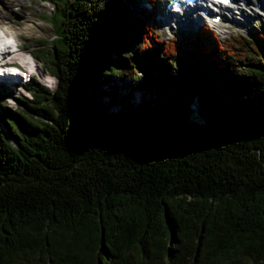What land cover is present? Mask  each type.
I'll return each instance as SVG.
<instances>
[{"label": "trees", "instance_id": "1", "mask_svg": "<svg viewBox=\"0 0 264 264\" xmlns=\"http://www.w3.org/2000/svg\"><path fill=\"white\" fill-rule=\"evenodd\" d=\"M53 3L55 87L0 104V264H264V24L169 47L152 7Z\"/></svg>", "mask_w": 264, "mask_h": 264}, {"label": "rangeland", "instance_id": "2", "mask_svg": "<svg viewBox=\"0 0 264 264\" xmlns=\"http://www.w3.org/2000/svg\"><path fill=\"white\" fill-rule=\"evenodd\" d=\"M53 1L55 0H52V2ZM131 1L135 2V5H132L130 10L135 13H139L140 11H149L152 7V4H149L146 0H138V2L137 0ZM152 1L153 3H156L155 5L157 6L161 4V11L163 12L162 14H165L167 8H169V4L167 3L169 0ZM52 2L51 0H0V25L2 26L0 27V30L4 33L10 32L11 36L12 34L16 35L12 36L14 39H11L20 47V50L17 51L19 54L16 52L18 54L16 55L17 58L20 59L21 55H24L28 62L29 60H32L33 66L28 68L32 69L33 67L35 74L31 80L49 90H53L56 85V81L55 79L53 80V77H49V74L43 68L42 61L36 57L34 50L42 49L44 51H49L50 53L54 51V41L57 39V37L54 28L49 21L54 13ZM259 13L260 14L249 15V18L246 21L245 19H241L244 24V32L231 29L222 33L216 27L214 28L219 33L216 30L212 31L216 38L221 42H226L228 40L233 41L234 37L239 36L246 38L250 42L253 39L254 32L261 30L262 24H264V10ZM158 19L159 17L157 16L155 22L157 24L156 29L162 40L165 41L174 38L177 35V27L175 26L173 31H169L168 29L163 28L162 25H158ZM159 22L161 23V21ZM187 32L189 31L186 29L184 34H182L183 37H185ZM168 45L169 47H173L174 43H168ZM236 52L237 54H240V52ZM24 79L17 78L15 80L16 84L14 85V88H12V85H9L8 82L0 83L1 105L4 104L6 107L17 112L24 110L23 104L31 100L30 94L25 90V88H21V85H19V82H23ZM25 80H27V78ZM125 90L128 91V89ZM110 91L111 90H108V92ZM119 93L122 95L126 92L119 91ZM110 97L111 95L108 94L106 99ZM139 100L137 102L136 100L131 99V102L129 103L131 105H136L140 103ZM256 118L258 121L259 117L257 116Z\"/></svg>", "mask_w": 264, "mask_h": 264}, {"label": "bare ground", "instance_id": "3", "mask_svg": "<svg viewBox=\"0 0 264 264\" xmlns=\"http://www.w3.org/2000/svg\"><path fill=\"white\" fill-rule=\"evenodd\" d=\"M235 1L236 2H235L234 5H230L229 8H226V9L223 10L224 13H225V11L228 12L227 15L224 14V16H225V22L220 23V25H212L213 27L218 28V30L221 31L222 33L223 32H226V30H228V31L231 30V29H235L236 30V27L235 26H237L238 23H239L238 17L235 15L236 14V10L238 11L237 12L238 15H240L241 16L240 18H242V19L247 18V16L249 15L246 12L247 7H241L242 0H235ZM246 3L248 5V8L251 9L250 15L251 14L252 15L258 14V12H257V10L255 8L256 5H261V7L264 8L263 0H247ZM169 15L170 14L167 13L164 17H161L164 22L167 21L168 19L170 20L169 26L176 25V24L179 25V23H180V25L183 28H187L190 25V23H191L188 14H185V15L182 16L183 20H171V17H169ZM199 17L200 16H198L196 14L195 20L194 21L192 20L194 24H197V23L200 22V18ZM0 27H2V26L0 25ZM4 35L7 36V37H9V38H13L12 36H16L15 34H12V36H11L10 35V32L9 33L8 32L7 33L5 32ZM17 53H13V52H11V50H8L6 52V54L4 55L5 60L8 61V62H11V63H15L16 62L18 64V68L20 69V71L23 72L24 74L25 73H28V72H31V69H29L31 67V65L27 61V58H25L24 55H21V58L18 59L16 55H18L19 53L18 54ZM16 59H18V60H16ZM10 79L11 80H14V77H10ZM1 82H3L2 78H0V83ZM12 88H14V85H12Z\"/></svg>", "mask_w": 264, "mask_h": 264}]
</instances>
